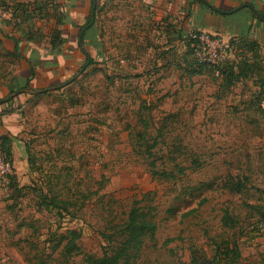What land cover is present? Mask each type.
Wrapping results in <instances>:
<instances>
[{"label":"rangeland","instance_id":"374dc122","mask_svg":"<svg viewBox=\"0 0 264 264\" xmlns=\"http://www.w3.org/2000/svg\"><path fill=\"white\" fill-rule=\"evenodd\" d=\"M138 15L100 16L105 58L88 49L95 65L21 105L20 155L7 159L12 174L0 189V264H60L68 231L80 233L71 262L86 264L117 246L136 201L157 231L133 264H264L261 81L224 88L211 71L191 74L197 58L188 36L177 38L181 22L149 26ZM215 20L190 32L224 43L237 65L246 50L225 24L232 20ZM154 141L155 171L168 179L145 157ZM229 181L243 190L232 193Z\"/></svg>","mask_w":264,"mask_h":264},{"label":"crops","instance_id":"0c3cea01","mask_svg":"<svg viewBox=\"0 0 264 264\" xmlns=\"http://www.w3.org/2000/svg\"><path fill=\"white\" fill-rule=\"evenodd\" d=\"M204 1L223 11H231L244 3H250L258 14L264 17V0ZM96 2L94 23L87 26L89 29L86 31L85 49L93 54L88 49L97 48L101 53V60L105 57L103 40L99 33V18L111 8L121 12L136 10L138 17L149 26L166 25L168 18L177 23L181 22L177 32V38L181 40L187 39L193 22L199 29H209L212 24H216V18L219 26V19H230L231 23L225 24L233 29L239 38L256 41L260 46L264 44V21L257 19L249 8L232 14H220L209 6L207 8L201 5L198 0ZM0 4L5 8L0 13V138L5 135L13 136L12 155L19 159L20 152L17 147L21 141L18 140L17 134L22 126L18 122L21 117V105L33 94L19 93L12 101L2 100L7 98L12 90L25 88L28 81L33 90H44L63 84L75 76L79 63L85 60V52H82L78 45V35L82 26L90 16L92 17V0H0ZM12 13L23 18L21 25L14 26ZM57 32H61V43L53 47L51 41ZM16 50L19 57L11 55ZM28 61L34 70L33 77Z\"/></svg>","mask_w":264,"mask_h":264},{"label":"trees","instance_id":"16d2710c","mask_svg":"<svg viewBox=\"0 0 264 264\" xmlns=\"http://www.w3.org/2000/svg\"><path fill=\"white\" fill-rule=\"evenodd\" d=\"M196 1V0H195ZM201 5H204L208 8V5L205 1L199 2ZM97 11V9H96ZM212 11V10H211ZM100 10H98V13ZM264 18V17H263ZM12 19L15 21L14 26H19L23 23V18L16 16L12 13ZM19 21V22H17ZM91 21V16L88 19L87 23L82 26L80 33L78 35V45L79 47H83L85 50V65L82 69H86L89 66H93L96 63V60L91 57V55L85 49V36L88 24ZM61 32H57L55 34L54 39L51 41L53 47H56L60 40ZM234 43L238 44L241 43L245 47L246 54H244L237 65L229 64V62H225L220 66H207L206 64H201L196 61V68H192L191 74H202L203 72H213L214 75L218 73V76H221V86L224 88H230L234 86L236 83L244 80L249 79H258L261 81V86L264 89V56L262 55V48L256 41L243 39V38H234ZM193 43H197L194 40L189 41L187 44V49L189 50L190 54L195 57L194 50H193ZM97 57L101 55L96 48ZM13 57H19L17 50L11 54ZM190 55H186V59L189 58ZM29 62V61H28ZM88 62V64H87ZM30 69L32 73V77L34 76V70L31 66L30 62ZM25 88L29 87V81L26 84ZM19 90V89H16ZM12 90V92L16 91ZM10 93V94H11ZM47 93V92H44ZM41 93V94H44ZM264 93V90H263ZM38 94V95H41ZM17 95V94H16ZM37 96V95H36ZM11 98L10 101H12ZM13 137V136H12ZM11 136L5 135L0 138V144L4 151L6 158L12 156V143L13 138ZM157 146V141H154L152 144L149 142L145 143V148L148 156H145L148 162L149 167L152 169L154 174L159 175L164 179H168L170 174L167 173H158L155 171L156 168V158L152 153V149ZM9 161V160H8ZM228 189L232 193H240L243 190V186L239 182H228ZM61 204V209L64 211H68L66 204L64 202ZM141 202H134L132 208L130 209L127 220L122 225L121 229L118 230L119 235V242L112 251H104L101 257H94V256H85L84 261L86 264H133L137 258L139 257L140 251L142 249L144 241L148 237L154 236L157 231V225L154 220V216L151 213L149 208H145L140 205ZM264 218V214H263ZM223 225L229 226L231 222V216L229 211H225V215L223 218ZM261 222L264 219L260 220ZM116 235H113V237ZM80 239V233L77 231H68L66 235L61 236V239L57 245V247H62L61 258L62 261L60 264H75L71 262V259L74 255L80 253V247L78 245V241ZM194 264H199L194 261Z\"/></svg>","mask_w":264,"mask_h":264},{"label":"built area","instance_id":"2783aa9c","mask_svg":"<svg viewBox=\"0 0 264 264\" xmlns=\"http://www.w3.org/2000/svg\"><path fill=\"white\" fill-rule=\"evenodd\" d=\"M4 10L5 8L0 4V13ZM188 38L190 41L194 40L197 42L193 43L192 47L199 63L207 66H220L227 60V46L224 43L210 42L208 36L201 32H190ZM11 174L12 166L0 144V189L9 183Z\"/></svg>","mask_w":264,"mask_h":264},{"label":"water","instance_id":"95a60500","mask_svg":"<svg viewBox=\"0 0 264 264\" xmlns=\"http://www.w3.org/2000/svg\"><path fill=\"white\" fill-rule=\"evenodd\" d=\"M198 1H204V0H198ZM96 4H97L96 0H92V17H91V21H90L89 25H92L94 23V20H95L94 10L96 8ZM207 5L213 11H215L217 13H220V14H232V13H234V12L240 10V9L249 8L253 12L254 16L257 19H259L261 21H264V18L261 17L258 14V12L255 10L253 5L250 4V3H244V4L240 5L239 7L235 8V9H233L231 11L220 10V9L216 8L215 6H213L211 4H208V3H207ZM81 50H82V52H85L83 47H81ZM87 64H88V62H87ZM82 72H83V69L80 70L73 78H71L67 82H65L63 84H60L58 86H53V87L44 89V90H33L32 88H22V89L16 90V91L12 92L7 98L3 99L2 101L3 102H8V101L11 100V98H13L16 94H19V93H29V94H33V95H38V94H41V93H44V92H52V91H56V90L62 89L63 87H65L66 85L72 83L75 79H77L81 75Z\"/></svg>","mask_w":264,"mask_h":264}]
</instances>
